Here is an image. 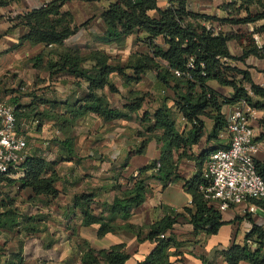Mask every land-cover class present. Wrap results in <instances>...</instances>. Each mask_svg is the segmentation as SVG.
Returning <instances> with one entry per match:
<instances>
[{
	"label": "trees",
	"instance_id": "1",
	"mask_svg": "<svg viewBox=\"0 0 264 264\" xmlns=\"http://www.w3.org/2000/svg\"><path fill=\"white\" fill-rule=\"evenodd\" d=\"M9 1L0 0V6L7 5ZM70 1L52 0L15 18L16 25L28 28L15 47L42 44L44 50L30 59L33 67L47 71L50 79L61 75L75 76L88 83L87 91L81 97L67 101L31 93V104L25 106L18 104V98L13 99L9 103L15 106L18 127L23 125V120H29L26 123H30L37 119L38 126L34 130L39 129L46 120L53 121L66 136L64 140H55L56 143L64 146L67 154L71 155L73 138L70 132L81 117L93 113L105 121H111L132 119L134 114H140L139 120L145 123L144 130L140 132L144 139L134 154L143 153L147 143L155 139L161 148L159 158L140 168L138 175L130 179L120 195L112 203L105 204L100 212L93 205L94 193H82L76 196V202L83 211V224H100L98 235L103 236L117 231L120 226L116 220L128 219L134 209L145 201L152 191V181L160 182L163 188L183 183L192 197L190 206L181 212L173 210L148 227H132L139 240H142L141 230L147 228L146 239L156 244L140 264H172L169 249L181 242L169 232L180 218L192 224L195 233L205 232L209 235L216 234L225 224L222 210L206 199L200 188L206 184L202 174L204 162L213 150L205 149L198 156L189 153V150L204 135L203 117L215 122L209 140L218 138L222 131L227 133L228 121L222 113L223 106L245 101L253 108L264 109V87L253 81L248 70L229 64V61H244L249 56L264 60V44L258 45L252 33L241 36L238 31L232 30L233 27L264 21V0L227 2L222 6L228 12L225 18L194 12L189 9L187 0H170L165 8H161L157 0H112L101 13L105 31L96 39L103 43L123 45L128 36L138 32L143 34L138 39L148 50L138 52L139 59L134 66L115 63L111 55L101 50L84 52L77 46L58 50L80 28L75 24L73 14L63 10ZM226 26L231 30H225ZM254 32L263 33L264 23ZM159 37L163 38L166 47L158 43ZM242 37H245L246 43L243 54L234 56L229 49V42L239 41ZM176 70L180 76L175 74ZM150 71L156 73L162 94L161 104L152 113L146 103L148 92L132 94L122 107L112 105L106 94L99 93L106 87L113 93L119 91L113 75L119 76L125 86H131L139 83ZM210 80L232 87L233 93L230 96L220 94L208 85ZM149 97L154 96L149 94ZM155 101L153 98L150 105H154ZM169 101L173 104L169 105ZM41 103L49 104V109L39 110ZM179 116L188 123L189 127L185 131L177 128ZM183 158L196 161L198 170L190 178L180 172L179 164ZM255 161L258 173L264 178V161ZM57 162L47 160L40 153L28 156L21 164L23 176L0 177V193L5 187L14 185L17 191L30 188L36 197H57ZM15 201L9 195L0 201V239L6 232H19L23 224L28 230L32 227L33 218L22 215ZM246 203L255 204L264 210L263 198H250ZM246 237L244 244L234 243L223 251L227 264H240L241 261L264 264V227L253 224ZM124 247L121 244L99 251L89 249L88 257L93 264H125L130 255ZM0 249H3L1 244ZM0 264H23V260L10 257L2 261L0 259ZM204 264L208 262L204 260Z\"/></svg>",
	"mask_w": 264,
	"mask_h": 264
},
{
	"label": "crops",
	"instance_id": "2",
	"mask_svg": "<svg viewBox=\"0 0 264 264\" xmlns=\"http://www.w3.org/2000/svg\"><path fill=\"white\" fill-rule=\"evenodd\" d=\"M50 1L52 0H10L7 5L0 6V53L12 54L18 58L22 57V52L26 54L32 52L27 55L35 56L44 50L42 44L36 46L24 44L15 47L19 43V38L28 32L27 27L15 24V18L29 9ZM157 1L161 8L167 7L170 2V0ZM230 1L232 0H187L189 9L192 11L220 18L228 16V12L222 6ZM111 2L112 0H72L64 5L63 10L70 11L75 24L80 27L73 35L76 37L73 43L84 51H104L113 57L115 63L121 65H127L124 61L131 58L128 65L134 66L139 59L137 44L142 45L138 39L141 36L139 32L128 36L123 45L103 43L96 39L105 31L101 13ZM263 23L264 21L249 23L233 27L232 30L237 32L244 27L248 34L252 33L256 43L262 45L264 32L256 33L254 29ZM224 29L231 30L227 26ZM136 41L140 42L136 43ZM157 41L166 47L162 37H159ZM229 49L234 56H241L244 45L238 40H232L229 42ZM133 57L136 59H132ZM229 64L248 70L253 81L264 87L263 59L249 56L244 61L232 60ZM43 72L41 82L53 80L49 78L47 71ZM54 79H57L54 84L59 91L57 100H73L87 91L88 83L75 76L61 75ZM113 81L119 89L118 92L113 93L106 87L99 93L106 94L111 104L116 107H122L127 103L132 94L148 91L154 93L156 100L154 108L162 102L160 86L154 71L148 72L139 83H133L131 86H125L123 80L117 75H113ZM208 85L224 96H230L233 93L232 87L221 85L216 80H210ZM29 104L31 102L26 105ZM172 104L173 102L169 101V105ZM243 106L242 102L225 105L222 113L228 121L233 111ZM154 108L150 109L151 113ZM45 109H49V104H39V110ZM245 109L251 112L250 123L255 130L257 144L255 159L264 161V109H256L249 105ZM139 116L140 114H134L132 119L111 121H105L93 113L81 117L70 132L73 138L71 155L67 154L64 146L56 143L55 140H64L66 136L53 121L46 120L39 129L29 132L31 154L45 153L47 160L58 161L55 185L59 194L55 198L36 197L30 188L17 191L14 185L2 190L0 201L5 195L11 196L16 200L15 206L20 213L32 217L33 223L30 230L23 224L19 232L4 234V237L0 239L3 248L0 249L1 261L12 257V259L21 258L23 264H93L88 257L89 249L99 251L121 244L130 255L125 264H140L146 259L156 244L146 239L147 228L141 230L142 240H139L138 234L132 227H148L167 213L173 210L181 212L185 207L190 206L192 197L185 190L183 183L179 182L163 188L160 182L152 181V191L145 201L134 209L128 219L116 220L120 226L117 231L108 232L103 236L98 235L100 224H83V211L76 202V196L82 193H94L93 205L96 206L97 212H100L105 204L112 203L114 198L120 195V191L125 189L130 179L138 175L140 168L159 158L161 148L155 139L147 143L143 153L134 154L144 139L140 132L144 130L145 123L139 120ZM203 120L204 135L201 141L189 150V153L195 156L200 155L205 149H211L214 152L229 145L226 131H222L218 138L209 140L208 136L215 122L207 117H203ZM27 121L29 120H23V123ZM187 127L189 126L185 119L181 116L177 117V128L185 131ZM20 128H23V125ZM179 168L183 176L187 178L193 176L198 170L196 161L187 158L180 161ZM253 205L255 209L250 210L249 207ZM222 215L225 224L216 234L210 235L205 232L195 233L193 225L180 218L173 230L169 232H172L181 242L180 245H174L169 249L170 262L172 264H204L206 260L208 264H227L223 251L234 243L244 244L253 224L264 227V210L252 203L231 205L228 209L222 210ZM253 247L255 248L256 245L253 244ZM262 251L264 253V246ZM240 264L252 263L241 261Z\"/></svg>",
	"mask_w": 264,
	"mask_h": 264
},
{
	"label": "built area",
	"instance_id": "3",
	"mask_svg": "<svg viewBox=\"0 0 264 264\" xmlns=\"http://www.w3.org/2000/svg\"><path fill=\"white\" fill-rule=\"evenodd\" d=\"M174 72L181 75L177 70ZM242 103L245 107L249 105L245 101ZM244 106L234 110L228 119L229 145L210 154L202 173L206 184L200 187L201 190L206 199L221 210L245 204L250 198L264 199V178L258 173L255 161V130L250 123L251 112ZM37 126L35 119L23 123V128L19 129L15 106L0 100V177L24 175L21 164L32 155L29 132ZM42 155L46 157L45 153ZM249 209L254 210L255 206Z\"/></svg>",
	"mask_w": 264,
	"mask_h": 264
},
{
	"label": "rangeland",
	"instance_id": "4",
	"mask_svg": "<svg viewBox=\"0 0 264 264\" xmlns=\"http://www.w3.org/2000/svg\"><path fill=\"white\" fill-rule=\"evenodd\" d=\"M247 32V29L244 27L238 29V33L241 34V36L247 35ZM141 36H143V34ZM75 39L76 37L74 36L70 37L58 50L60 51L67 47H76L77 45H74L75 43H73ZM244 41L245 37H242V39L239 40L242 45L246 44ZM138 42L140 41H136V43ZM137 48V53L146 52L148 50L143 42L142 45L137 44ZM28 50L30 51V49ZM29 53L32 54V52H28L27 54ZM25 54L26 53L22 52V57L15 58L12 54L7 55L5 53H0V100L11 103L13 99L18 98V104L25 106L28 102H31L33 98L29 96L31 93L39 96H45L50 99L53 97L57 99V92L59 91L56 89L57 85L54 84L57 79L49 80L48 82H41L42 76H44V70L34 68L33 63L30 61L33 55ZM130 59L131 58L125 60L124 63L127 65L130 64L128 63ZM132 59L136 58L133 57ZM131 62L133 61L131 60ZM128 72L130 73L131 70H128ZM46 92L48 93L47 95L45 94ZM149 94L154 96V93L148 91L146 103L150 106V108H154L155 104L150 105L151 101L153 102L154 97H149ZM146 108L147 107H145V109ZM22 110L24 109L22 108Z\"/></svg>",
	"mask_w": 264,
	"mask_h": 264
}]
</instances>
